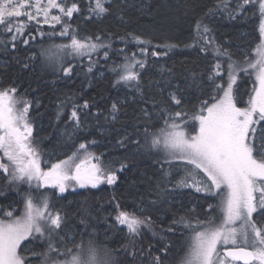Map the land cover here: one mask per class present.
Returning a JSON list of instances; mask_svg holds the SVG:
<instances>
[{
  "label": "snow or ice",
  "instance_id": "snow-or-ice-1",
  "mask_svg": "<svg viewBox=\"0 0 264 264\" xmlns=\"http://www.w3.org/2000/svg\"><path fill=\"white\" fill-rule=\"evenodd\" d=\"M110 2L87 0L88 16L85 19H102L112 14L106 6ZM128 6L125 0L117 6L116 14L121 21H125ZM249 7L256 9L260 18L261 42L254 49L257 57L254 62L249 61L246 50L239 46L233 52L230 47L217 44L212 36L213 29L206 23L217 14H227L230 20H237L246 15ZM52 10L57 14L52 15ZM81 11V5L75 0L70 4L68 0H0V35L8 37L0 40V49L5 53L9 50L16 52L21 40L27 49L36 40L34 35H25L27 24L35 21L39 25L42 17L45 24L51 21L54 25H63L59 35L70 37L68 43L41 49L39 55L45 59V67H51L58 79L70 80L76 67L71 61L88 57L87 76L99 64V59L93 60V55L98 56L103 51L107 60L112 46L103 43L101 35L80 37L78 28H73L70 20L74 13ZM193 31V43L186 47L198 48L206 56L211 54L215 62L207 70L206 79L204 73L191 72L182 82L177 80L175 83L171 69L166 70L163 65L160 66L161 79L144 84L141 76L148 67L150 48L151 56L159 59L177 45H153L151 39L134 33L121 38L125 42L134 41L139 51L125 54L123 63L109 68L116 76L112 86L131 89L134 93L131 103L137 105L133 110L131 131L128 122L121 121V126L113 130L115 138L110 137L108 141L125 153L119 158L118 168L114 167L115 158L106 161L104 153L90 151L98 143L95 139L85 138L78 144L75 141L79 133H87L89 114L93 117L103 114L105 123L116 124L123 105L129 102L127 98L121 102L114 100L106 114L100 109L91 112L94 103L88 99L82 104H72L65 130L60 134L67 138L65 146L72 147L71 155L63 160L57 159L43 170L35 146L38 141L29 120L32 104L39 107V101L17 99L18 88L12 85L0 88V152L3 153L0 175L6 176L8 184L17 188L24 183L29 186L28 191L21 194L22 214L13 219L16 211L13 208L4 213L9 219H0V264H28L29 258L22 257L17 251L21 241L46 242L44 251L32 252V257L40 264H120L117 253L123 254L126 264H166L174 247L169 237L176 236L178 231L185 237L186 250L176 264H237L240 261L243 264H264V127H260L264 122V0H235L234 5L232 0H216L213 7L196 20ZM38 35L43 37L46 34L39 31ZM52 48L56 49L55 57ZM117 51L126 53V48ZM234 56H243L244 59L237 60ZM36 58L35 53H30L23 62L13 57L24 70L29 69ZM253 73L258 87L254 88L248 106L238 107L237 81L241 74L251 76ZM207 89L213 93V102L200 100L198 106L192 107L190 116L188 93L199 90L203 95ZM70 99L57 105V121L63 118ZM19 104H23L22 109L17 108ZM189 120L198 124L193 135L185 130ZM160 121L163 123L157 128ZM97 127L104 135L106 130L100 126L99 120ZM145 154L156 155L158 158L152 163L159 167L153 176H146L141 181L148 185V189L140 197L139 214L121 210L118 202L115 206V225L112 227L124 226L127 242L119 249H101L95 241L96 233L88 232L85 213L80 214L79 220L84 226L80 231L81 240L73 243L76 232L69 234L65 231L69 214L62 209L52 211V199L47 194L49 189H54L53 194L59 196L69 188L94 189L102 183L112 186L119 179L118 172L126 171ZM5 157L8 163L3 162ZM176 165L182 166L180 170L184 175L173 183L171 178ZM186 188L203 193L205 200L221 197L218 207L223 219L219 224L215 223L214 216L208 215L216 207L211 203L204 209L205 219H200V213L193 206L183 214L173 213L172 219L166 225L163 223L165 217L162 213L170 210L174 194L178 189ZM153 213L161 222L158 230ZM145 229L155 240L146 248L142 238ZM86 232L89 238L85 242L83 236Z\"/></svg>",
  "mask_w": 264,
  "mask_h": 264
},
{
  "label": "trees",
  "instance_id": "trees-1",
  "mask_svg": "<svg viewBox=\"0 0 264 264\" xmlns=\"http://www.w3.org/2000/svg\"><path fill=\"white\" fill-rule=\"evenodd\" d=\"M68 2L70 4L73 0H68ZM75 2L81 5L82 11L74 13L70 20L72 27L78 28L81 38L101 35L103 37L102 42L110 43L112 46L109 50V58L104 59L103 51H100L98 56L93 55V60L99 59V64L87 76L85 72L88 67V57H84L82 60H72L71 63L76 66L72 78L70 80L58 79L51 67H45V59L39 54L42 48L68 43L70 37L59 35L63 25H54L53 22L48 24L40 22L37 25L35 21H32L27 24L25 35L36 36L35 42L26 49L21 40L16 52L9 50L5 53L0 49V88L12 85L18 88L17 99L26 98L31 101H39V107L35 103L32 104L29 120L33 124L35 140L38 141L35 146L40 153V167L43 170H47L51 163L57 159L63 160L67 155H71L72 147L70 145L65 146L64 141L67 138H62L60 134L65 130V123L68 120L72 104H82L85 99H88L94 103L91 112L100 109L102 113L106 114L108 106L114 100L121 102L127 98L129 102L123 105L120 120L116 124L105 123L103 114L99 117H93L89 114L86 121L89 125L87 133H79V138L75 141L78 144L85 138L88 140L95 139L98 143L90 151L97 154L104 153L106 161L115 158L114 167L118 168L121 162L119 158L123 157L125 153L115 148L114 144L108 141L110 137L115 138L113 130L121 126V121L128 122L129 131H131L133 110L137 105L131 103L130 98L134 95L131 89L124 86H112L116 76L109 71V68L114 64L123 63L125 54L130 55L139 51V46L134 41L129 39L125 42L121 38L125 37L127 33H134L141 35L144 39H151L153 45L164 43L177 45L167 56L159 59L152 57V49H149L148 67L141 76L144 84H147L149 80L161 79V65L166 70L171 69L174 83L177 80L182 82L185 76L191 72L204 73L206 79L207 70L215 62L211 54L206 56L201 54L198 48L186 47V45L193 43V29L196 20L209 8H212L216 0H125L126 4L129 5L125 8V21H121L116 14L117 6L122 0H111L109 4H106L112 14L102 19L96 17L85 19L88 16L87 0H75ZM232 4H235V0H232ZM24 20L27 21V18L24 17ZM66 22L69 21L66 20ZM13 23H16V20H13ZM206 23L213 29L212 36L215 37L217 44L230 47L233 52L239 46L246 50L249 61L251 57H254V49L261 40L258 30L260 18L256 9L249 7L246 15L237 20H230L227 14H217L216 17L211 18ZM39 31L46 35L39 36ZM2 39H8V37L0 35V40ZM124 48H126V53L117 51ZM30 53H35L37 58L31 62L29 69L24 70L22 64L17 63L13 57L23 62ZM52 54L54 57L57 54L55 48H52ZM138 58L142 59L143 57ZM234 59L242 61L244 57L234 56ZM100 73L104 75L100 76ZM252 79L253 76L247 74H241L238 79L235 86L238 107L244 106L247 101L252 87ZM224 80H227L226 73ZM188 95L190 100L187 107L191 116L192 107L198 106L200 100L204 99L211 103L213 93L211 89H207L203 95L200 94L199 90H192ZM67 98L71 99L67 101L65 114L60 121H57L55 115L58 110L57 105L65 102ZM97 120H99L100 126L106 130L104 135L100 134ZM162 123V121L158 122L156 127L159 128ZM68 130L71 131L70 125ZM157 158L156 155L149 156L148 154L137 158L126 171L117 173L119 179L112 186L102 183L94 189L90 187L87 189L69 188L59 196L53 194L55 193L54 189H49L47 194L52 199V210L55 212L57 209H62L69 214L65 231L69 234L72 231L76 232V240L73 243H79L81 240L80 231L84 226L79 223V220L80 214L85 213L88 216V232L94 231L96 233L95 241L101 249L104 247L119 249L127 242V229L124 226L112 227L115 225L116 203L120 204L121 210L139 214L140 197L148 189V185L141 181L146 176L154 175L159 165H153L152 161ZM159 158L162 159L163 157ZM181 167L180 165L174 166V175L171 178L173 183L184 175L183 171L180 170ZM28 188L27 183L19 185L18 188L16 185H10L7 179L0 175V192L4 193L0 195V209H2L0 219L7 218L4 213L12 211L13 208L16 211L19 209L22 200L21 194L26 193ZM172 199L173 203L169 206L170 210L162 213L165 217L163 221L165 225L172 219L173 213L183 214L185 210L191 209L193 206L200 213V219H205L203 212L209 203L216 207L208 215L217 218L216 197L205 200L203 193L195 192L194 188H186L178 189ZM73 213L78 214L73 215ZM153 219L156 221L155 226L158 230L161 222L157 219L156 213H153ZM88 238L86 232L83 239L86 242ZM142 238L145 248L149 242H155L151 232L147 229L143 230ZM156 239L158 240L159 237ZM169 239L173 242L174 247L166 264H176L179 254L186 248L185 237L179 235L178 231L176 236H170ZM46 246L45 243L39 241L30 243L21 241V247L17 251L22 257L29 258L28 264H40L38 259L32 257V252H42ZM117 255L120 256V264H126L123 254L117 253Z\"/></svg>",
  "mask_w": 264,
  "mask_h": 264
},
{
  "label": "rangeland",
  "instance_id": "rangeland-1",
  "mask_svg": "<svg viewBox=\"0 0 264 264\" xmlns=\"http://www.w3.org/2000/svg\"><path fill=\"white\" fill-rule=\"evenodd\" d=\"M51 14H52V15H55V14H57V11H56V10H52ZM41 23H43V18H42V17H41ZM49 23H52V22L50 21ZM260 42H261V40H260ZM260 42H259V43H260ZM256 58H257V57H256V55H255V53H254V57H251L250 62H254V61L256 60ZM252 76H253V79H252V87H251V90H250V94H249L248 99H247V101L245 102L244 106H242L241 108H244V107H247V106H248V100H249L250 96L253 94V90H254V88H255V87H258V82L256 81L255 73H253ZM212 102H213V101H212ZM17 108L22 109V108H23V104H19V105H17ZM262 125H264L263 122H262ZM262 125H260V127H261ZM196 129H198V124H196V123L192 122L191 120H189L188 127L185 129V130L188 132V134H189V135H193V134H195V130H196ZM0 156H3V153H2V152H0ZM3 162H4V163H8L6 157L4 158ZM4 178L7 179L6 176H4ZM220 199H221V197H219V196L216 197V202H217V218H215V223H216V224H219V223L221 222V220L223 219V217H222V213L220 212V209H219V207H218V205H219V203H220ZM23 207H24V205H23V201L21 200V203H20V205H19V209L15 212V214H14L13 217H12L13 219H14L15 217H18V216H20V215L22 214V212H23ZM52 211H53V210H52ZM53 212H54V211H53ZM4 219L7 220V219H9V218L7 217V218H4ZM45 244H46V242H45ZM184 250H186V248L182 250V252L179 254L178 258H179L180 256L183 255ZM237 264H238V263H237Z\"/></svg>",
  "mask_w": 264,
  "mask_h": 264
},
{
  "label": "water",
  "instance_id": "water-1",
  "mask_svg": "<svg viewBox=\"0 0 264 264\" xmlns=\"http://www.w3.org/2000/svg\"><path fill=\"white\" fill-rule=\"evenodd\" d=\"M237 263L243 264V262H242V261H240V262H237Z\"/></svg>",
  "mask_w": 264,
  "mask_h": 264
}]
</instances>
